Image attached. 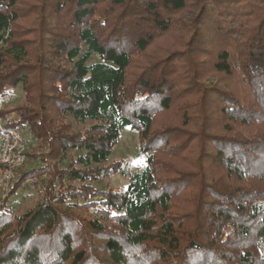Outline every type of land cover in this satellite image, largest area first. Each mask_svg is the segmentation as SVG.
Returning a JSON list of instances; mask_svg holds the SVG:
<instances>
[{
    "label": "trees",
    "instance_id": "16d2710c",
    "mask_svg": "<svg viewBox=\"0 0 264 264\" xmlns=\"http://www.w3.org/2000/svg\"><path fill=\"white\" fill-rule=\"evenodd\" d=\"M19 85L45 178L0 206V264H264V0H0V103ZM126 126L135 173L106 165Z\"/></svg>",
    "mask_w": 264,
    "mask_h": 264
},
{
    "label": "rangeland",
    "instance_id": "374dc122",
    "mask_svg": "<svg viewBox=\"0 0 264 264\" xmlns=\"http://www.w3.org/2000/svg\"><path fill=\"white\" fill-rule=\"evenodd\" d=\"M85 48L86 46L82 45V50ZM97 61H99V57L96 53H93L86 63L90 65ZM25 103L24 94L21 90V85H19L8 99L0 103V112L1 114L2 112H6V115L11 120H16L17 115L14 110L19 106H24ZM68 120L72 121L74 128L79 129V132L83 135V125H75L70 117H68ZM21 131L25 135V138L27 137L28 139L27 152L30 156L25 159L23 165L16 171L15 179L12 183H15L12 193L8 195L4 201H0V206H4L13 216L24 214L41 199L42 194L40 190L42 180L45 178V176L42 175L43 177L41 178L20 179L24 171L40 165L37 159L38 155H36L39 153L40 149L38 142L34 141L32 135L28 131H23V129H21ZM146 156L147 154L142 153L139 149L136 130L126 126L121 130L117 143L107 158L106 165L121 161L123 169H125L127 173H135L141 171L145 167ZM94 185L99 189L111 188L123 191L128 185V179L123 176L122 173L117 172L108 178L98 180Z\"/></svg>",
    "mask_w": 264,
    "mask_h": 264
},
{
    "label": "built area",
    "instance_id": "2783aa9c",
    "mask_svg": "<svg viewBox=\"0 0 264 264\" xmlns=\"http://www.w3.org/2000/svg\"><path fill=\"white\" fill-rule=\"evenodd\" d=\"M27 143L23 132L12 127L0 112V201L11 190L16 171L23 165Z\"/></svg>",
    "mask_w": 264,
    "mask_h": 264
}]
</instances>
